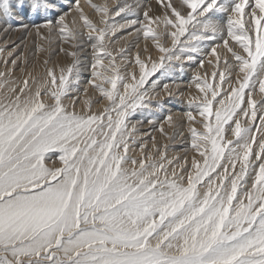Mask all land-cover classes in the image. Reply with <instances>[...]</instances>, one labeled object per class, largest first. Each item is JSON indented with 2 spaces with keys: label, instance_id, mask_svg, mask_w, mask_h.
Wrapping results in <instances>:
<instances>
[{
  "label": "snow or ice",
  "instance_id": "snow-or-ice-1",
  "mask_svg": "<svg viewBox=\"0 0 264 264\" xmlns=\"http://www.w3.org/2000/svg\"><path fill=\"white\" fill-rule=\"evenodd\" d=\"M87 3L98 20L80 0H0V32L71 59L15 79L22 57L0 48V264H264V0ZM124 32L145 45L127 64ZM85 72L101 110L79 106ZM163 97L187 105L163 119L187 124L190 160L137 139Z\"/></svg>",
  "mask_w": 264,
  "mask_h": 264
},
{
  "label": "bare ground",
  "instance_id": "bare-ground-1",
  "mask_svg": "<svg viewBox=\"0 0 264 264\" xmlns=\"http://www.w3.org/2000/svg\"><path fill=\"white\" fill-rule=\"evenodd\" d=\"M115 1H117V0H92V3H95V4H100V5H104V4H107L108 5V7H109V9H110V11L112 10L111 9V5L115 2ZM120 1V0H119ZM151 2V1H150ZM117 3V2H116ZM151 3H154V2H151ZM119 4H120V2H119ZM80 5L83 7V9H84V11H85V13L86 14H88L89 15V17L90 18H92L93 20H98V18H99V13H97V12H95V10H93L91 7H89V5H88V3H87V0H80ZM113 6V5H112ZM120 6V5H119ZM113 11V10H112ZM117 17V16H116ZM113 18H114V15H113ZM112 18V19H113ZM120 18V17H119ZM116 19V18H115ZM121 20V19H120ZM120 22H122V21H120ZM87 30L85 29V32H86ZM125 34V33H124ZM135 34V33H134ZM126 35V34H125ZM129 36V35H128ZM135 36H137V34L135 35ZM119 37H121V36H119ZM130 37V36H129ZM134 37V36H133ZM36 38L37 37H35V35H33V36H26L25 34H23L22 32H20V31H12V32H10V33H4V32H0V48H6V49H8V50H11L12 48H15L16 49V51H15V53H14V55H20L21 57H22V60L23 59H26V56L27 55H29V58L31 59V58H33L34 56V53H33V55L31 54V52H33L34 51V49H36V48H34V44H36L37 43V41H36ZM121 39V38H120ZM124 39V38H123ZM135 39H136V41H135ZM135 39H134V41L133 40H129V39H127L126 41H125V43H124V46H125V48L126 49H128L129 51H128V57L125 59V61H124V63L125 64H127L128 63V61L129 60H132L133 62H134V57H135V54H136V52L137 51H139V50H142L143 48H144V42H143V40H142V38H139V39H137V37H135ZM39 40V39H38ZM53 41H54V39H53ZM55 41H56V45L58 46L59 44H58V42H57V39H55ZM36 42V43H35ZM39 42V41H38ZM81 42L84 44L85 42H87V38H86V36H84V37H82L81 38ZM122 42H124V41H122ZM120 43V42H119ZM133 43V45H131ZM54 44V43H53ZM113 44V43H112ZM131 46H130V45ZM38 46H39V44H38ZM47 46V45H46ZM61 46V45H60ZM48 47V46H47ZM87 47V46H86ZM116 47V46H115ZM58 48H59V46H58ZM57 48V49H58ZM113 48H114V46H113ZM53 49H54V47H53ZM37 50V49H36ZM30 52V53H29ZM37 52H39V51H37ZM48 52V51H47ZM29 53V54H28ZM38 54V53H37ZM36 54V55H37ZM44 54V53H43ZM35 55V56H36ZM40 55V54H39ZM38 55V56H39ZM45 55V54H44ZM62 56H61V59H64V60H66V58H67V63H66V65L67 64H69V62L71 61V59H70V57H66V56H64L63 54H61ZM153 55H155V53H153ZM41 56V55H40ZM39 56V57H40ZM47 56V55H46ZM60 56V55H59ZM58 56V57H59ZM28 57V56H27ZM48 59V58H47ZM54 59H57V58H54ZM60 59V58H59ZM22 60H18L17 61V65H18V68L15 70V72H14V75H13V78H15V79H19V78H21L23 75H24V73L23 72H21L20 71V68L21 67H23L24 69H25V71H27V72H33L34 74H36V75H43L44 74V68H45V65L44 64H40V61H39V59H38V61L37 62H33L32 61V63H30V60H29V65L28 64H24L23 62H22ZM27 60V59H26ZM32 60V59H31ZM33 60H36V58L35 59H33ZM58 61V60H57ZM52 62H55V61H52ZM54 64V63H53ZM56 64H58V63H56ZM65 64V63H64ZM28 65V66H27ZM205 66H206V63H205ZM193 67H195V66H193ZM192 67V68H193ZM206 68V67H205ZM204 68V69H205ZM203 69V70H204ZM211 69H212V67L210 66L209 68H208V72L209 73H211ZM132 69H129V71H131ZM199 70H201L200 68H196V72H199ZM0 71H4V66H3V64L2 63H0ZM205 71H206V69H205ZM204 71V72H205ZM158 76V75H157ZM156 77V76H155ZM87 79H88V73L87 72H85L84 73V79H83V81L81 82V92H80V101H81V103H80V107L81 108H84L85 107V105L83 104V101L84 100H87V99H89V98H91V100L93 101V107H94V109H96V110H101V109H103L106 105H107V101L106 100H102V101H100V99H101V96H100V94L98 93V92H96V91H94L93 90V88L90 86V85H88L87 84ZM153 79H155V78H153ZM179 84H180V82L179 81H177ZM160 83H162V82H160ZM181 86V85H180ZM184 87L185 86H182L181 88H183L184 89ZM84 88H87L88 89V91H87V93L85 94L84 93V91H83V89ZM194 88V87H193ZM185 89H187L186 87H185ZM190 92L192 93V94H194L195 93V91H193V90H190ZM186 98H188L187 96H185ZM163 99L166 101V107L168 108V110H166L167 111V113H168V111H171V112H174V113H179V112H181V111H185L184 109H180L179 107H177V106H175V105H171L169 102H167V100H168V98L167 97H163ZM100 101L99 103H96V101ZM181 110V111H180ZM167 114L166 113H163L162 111H160V112H157L156 113V115H155V117H148V118H152V119H154L155 120V122H156V125H157V127L154 129L153 127H152V125H150V124H147V123H144V124H137V127L139 128V130H140V135L137 137V139L138 140H142V141H146L147 143H148V148L147 149H145V151H149L150 149H151V143H152V141H151V139H150V137L151 136H154L155 137V142H156V144L158 145V146H162V145H164V144H167L168 145V157L170 158V159H172V158H174V157H176V158H180L182 155H184V157L186 156V154H189L187 157L188 158H190L191 159V156H192V152H191V150H189V151H178V149H176L175 148V146L177 145V144H175V143H177V141H178V139L179 138H177V136H180V135H177L176 133H179V132H182V131H178L177 129H176V131L175 130H173V129H170L168 126H167V124H166V122L164 121V119H163V117L164 116H166ZM143 117L142 116H140V115H137V116H135L133 119H132V123H136V121L137 120H140V119H142ZM160 124H164V126H165V132L166 133H168V136L166 137L165 135H163V134H161L159 131H158V127H159V125ZM182 128V127H181ZM145 133H147V135H145ZM173 136H175V138L174 139H170L169 137H173ZM180 140H182V139H180ZM188 140V139H187ZM191 141V140H190ZM187 142H189V141H187ZM186 142V143H187ZM189 145L191 144V142H189L188 143ZM186 146H187V144H186ZM183 147H185V146H183ZM190 148V147H189ZM186 149H188V148H186ZM130 154H132V155H135V156H139L141 153H140V151H139V149L138 148H136L135 150H134V152H132V153H130Z\"/></svg>",
  "mask_w": 264,
  "mask_h": 264
},
{
  "label": "rangeland",
  "instance_id": "rangeland-1",
  "mask_svg": "<svg viewBox=\"0 0 264 264\" xmlns=\"http://www.w3.org/2000/svg\"><path fill=\"white\" fill-rule=\"evenodd\" d=\"M154 2V3H152L153 4V6L155 7V3H156V0H148V2ZM117 2V3H116ZM119 2H120V4H119ZM124 3H134V0H117V1H115L112 5H111V9L112 10H116L118 7H119V5H121V4H124ZM111 10V11H112ZM124 14L122 13L121 14V16H123ZM138 15L140 16V18L142 19V13H139L138 12ZM120 16H115L114 15V18H113V15H112V17L111 18H113V20L114 21H116V22H120V21H122V20H120L121 19V17L119 18ZM116 18V19H115ZM132 18H135V17H132ZM123 22V21H122ZM126 35H125V34ZM123 33V35H121L120 33H117V37H119V36H121V37H119L118 39L117 38H113V44L111 45V48L112 49H119V48H121V47H124L125 48V46H124V43H125V41L127 40V39H129V40H133L134 41V39H135V37H137V36H135L136 34H132V35H130V37L128 36V33L127 32H124ZM134 36V37H133ZM86 38H87V36H86ZM121 38V39H120ZM124 38V39H123ZM137 39H139L138 37H137ZM36 41H37V43L36 44H34L35 46H34V48H36V49H34V51L33 52H31V54L33 55V53H34V57L33 58H29V55H27L26 56V59H27V64L29 65L30 63H32V61L34 62H37L38 61V59H39V61H40V64L42 63V64H44L43 62H44V60L45 59H50L51 60V62L52 61H55V62H52V63H54V64H56V63H58L59 65H66V61H67V58H66V60H64V59H61V54H63V53H60L59 52V48L61 47L60 46V44H59V42H58V40H57V42H58V46H59V48H58V46L56 45V41H55V38H54V41L52 42V44H51V46H49V45H45V48H49V51L47 52V51H44V52H41V51H39L38 49H39V46H40V44H41V41L40 40H38V38H36ZM39 41V42H38ZM122 41H124V42H122ZM135 41H136V39H135ZM120 42V43H119ZM54 43V44H53ZM90 43H91V41H89L88 39H87V42H85L84 43V45H85V47L86 48H88V45H90ZM38 44H39V46H38ZM130 45V44H129ZM131 45H133V43L131 44ZM130 45V46H131ZM113 46H114V48H113ZM116 46V47H115ZM53 47H54V49H53ZM58 48V49H57ZM126 49V48H125ZM37 51H39V52H37ZM88 51L90 52V48H88ZM30 53V52H29ZM28 53V54H29ZM38 53V54H37ZM45 55H44V54ZM37 54V55H36ZM41 56H40V55ZM36 55V56H35ZM40 57H39V56ZM47 55V56H46ZM60 55V56H59ZM64 55V54H63ZM59 56V57H58ZM36 58V60H33V59H35ZM54 58H57V59H54ZM60 58V59H59ZM90 58V57H89ZM29 60H30V63H29ZM58 60V61H57ZM65 63V64H64ZM69 63H71V61L69 62ZM41 64V65H42ZM27 65V66H28ZM49 66H51V64L49 65ZM206 67V68H205ZM210 66L206 63V66H205V64H204V67L201 69V70H199V72L201 73V74H203V72L205 71V69H206V71L208 72V68H209ZM205 68V69H204ZM204 69V70H203ZM44 70V69H43ZM213 70V68L211 69V71ZM220 70H223V65H221L220 66ZM161 72H163V69H161L160 70ZM196 73V67H193V68H191V69H188V71L187 72H185L182 76L180 75V73H179V71H177L175 74H174V76H175V79H176V81H179L180 82V85H181V87L182 86H185L187 89L186 90H193V91H195V88H193V87H191V80H192V77H193V75ZM209 73V72H208ZM158 75V76H157ZM156 77H160V72H157L156 73ZM156 77H153V78H155L156 79ZM152 78V79H153ZM171 80H172V78L171 77H160V82H162V83H171ZM185 87H184V89H185ZM103 99L101 98L100 99V101H102ZM182 100H184V101H186L187 100V98L186 97H183L182 98ZM171 105H175V106H177V107H179L180 109H184V110H187V105H186V103H183V102H181V103H176V102H169ZM165 109L166 110H168V108L167 107H165ZM166 110H164V111H162L163 113H166L167 114V111ZM181 111V110H180ZM182 127V128H181ZM181 127H179V128H177V130L179 131H182V135H180V136H177V138H179L178 139V141H177V143H175V144H177L176 146H175V148L176 149H178V151H185V149L186 148H188V151L190 150V145L188 144L189 142H191L190 140H191V138H190V133L187 131V128H188V126H187V124L186 123H184ZM175 131H176V129H175ZM180 139H182V140H180ZM188 139V140H187ZM257 139H259V135H257ZM187 141H189V142H187ZM187 142V143H186ZM186 144H187V146H186ZM183 146H185V147H183ZM189 154H186V156H188ZM184 157V155H182L180 158H183ZM189 160H190V158H188ZM181 162H183V160L181 159Z\"/></svg>",
  "mask_w": 264,
  "mask_h": 264
}]
</instances>
